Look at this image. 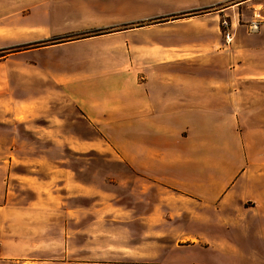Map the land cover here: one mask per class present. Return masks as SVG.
<instances>
[{
  "label": "rangeland",
  "instance_id": "rangeland-1",
  "mask_svg": "<svg viewBox=\"0 0 264 264\" xmlns=\"http://www.w3.org/2000/svg\"><path fill=\"white\" fill-rule=\"evenodd\" d=\"M241 1L122 0L113 5L125 8L121 15L140 16L130 29L152 28L153 36L175 42L182 38L184 47L169 53L197 59L205 76L210 54L222 48L210 44L215 39L224 44L221 34L226 45L232 43L225 34L233 39L231 8ZM74 6L80 4L58 9L56 0H0V264H213L208 211L197 212L201 221L171 205L163 223L161 211L148 212L142 186L134 177L131 182L130 169L111 142L120 138V130L108 131L110 141L82 123L76 111L62 126H47L45 117L33 115L40 91H60L59 76L92 69L78 63L88 53L84 47L58 48L95 37V30L54 34L85 27ZM256 10H250L252 19ZM247 25L248 35L264 34L250 33ZM145 37L137 36L140 42ZM129 53L108 57L127 59ZM67 56L76 63L68 66ZM149 213L157 223L146 224Z\"/></svg>",
  "mask_w": 264,
  "mask_h": 264
},
{
  "label": "crops",
  "instance_id": "crops-1",
  "mask_svg": "<svg viewBox=\"0 0 264 264\" xmlns=\"http://www.w3.org/2000/svg\"><path fill=\"white\" fill-rule=\"evenodd\" d=\"M56 1L58 9L80 4L74 7L85 27L54 34H105L58 45L84 47L88 53L78 63L92 69L59 76L60 91H40L33 115L45 117L47 126H62L76 111L108 140L111 128L120 130V138L110 141L131 182L135 178L142 186L148 212L161 211L163 223L172 205L202 221L197 212L204 209L213 264H264V34L250 36L244 26L252 20L251 9L264 14V0H242L231 8L232 43L226 45L221 34L224 44H210L222 48L210 54L205 76L197 59L169 53L184 47L182 38L175 42L153 36L152 28L130 29L140 16L121 15L125 8L113 4L122 0ZM48 21L54 22L51 16ZM124 51L130 52L127 59L108 57ZM67 58V64L77 61ZM144 221L158 219L149 213Z\"/></svg>",
  "mask_w": 264,
  "mask_h": 264
},
{
  "label": "built area",
  "instance_id": "built-area-1",
  "mask_svg": "<svg viewBox=\"0 0 264 264\" xmlns=\"http://www.w3.org/2000/svg\"><path fill=\"white\" fill-rule=\"evenodd\" d=\"M222 25L224 28H230V24L226 21H223ZM247 27L248 31L255 35L264 32V14L262 12L258 13V11H255L253 19L248 22ZM225 37L228 42L232 41V35L229 31L225 34Z\"/></svg>",
  "mask_w": 264,
  "mask_h": 264
},
{
  "label": "trees",
  "instance_id": "trees-1",
  "mask_svg": "<svg viewBox=\"0 0 264 264\" xmlns=\"http://www.w3.org/2000/svg\"><path fill=\"white\" fill-rule=\"evenodd\" d=\"M94 34L93 35H100V34H102V33H105L104 31H100V30H95L94 32H93Z\"/></svg>",
  "mask_w": 264,
  "mask_h": 264
}]
</instances>
